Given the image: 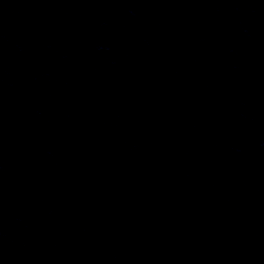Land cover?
<instances>
[{
	"label": "water",
	"instance_id": "obj_1",
	"mask_svg": "<svg viewBox=\"0 0 264 264\" xmlns=\"http://www.w3.org/2000/svg\"><path fill=\"white\" fill-rule=\"evenodd\" d=\"M0 121L39 264H264V0H0Z\"/></svg>",
	"mask_w": 264,
	"mask_h": 264
}]
</instances>
